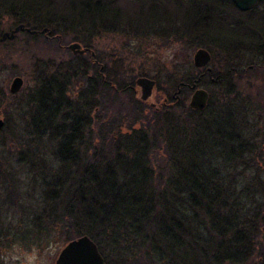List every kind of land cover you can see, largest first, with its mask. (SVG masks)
<instances>
[{"label":"trees","instance_id":"16d2710c","mask_svg":"<svg viewBox=\"0 0 264 264\" xmlns=\"http://www.w3.org/2000/svg\"><path fill=\"white\" fill-rule=\"evenodd\" d=\"M138 3L0 0V23L9 17L41 38L60 36L63 27L86 40L85 54L72 56L80 69L35 86L25 107L0 90V242L41 247L53 236L66 243L87 236L105 264H264V65L203 74L189 64L183 76L171 70L156 81L161 100L155 95L151 107L139 100L136 78L102 62L88 42L102 31L139 34L165 23L140 4L138 14L124 11ZM184 6L178 41L193 27L212 53L242 47L264 57L258 6ZM200 75L228 88L194 111L186 98ZM243 78L259 83L255 96L235 92ZM73 89L76 95L65 97ZM11 157L24 181L13 174Z\"/></svg>","mask_w":264,"mask_h":264},{"label":"rangeland","instance_id":"374dc122","mask_svg":"<svg viewBox=\"0 0 264 264\" xmlns=\"http://www.w3.org/2000/svg\"><path fill=\"white\" fill-rule=\"evenodd\" d=\"M185 1L181 0V4L178 3L175 7H170L167 4L168 0H139L140 3H138V8H135V11L131 8L126 9V7L124 11L130 14H138L140 4L148 17L160 18L165 23H154L155 25L150 26V28L142 29L143 31H140L139 34L133 29L126 31L124 28H122L121 33L116 30L102 31L101 35L88 42L91 43L102 62L108 63L114 68L121 66L136 79L146 77L154 80L155 83L157 80L164 81L163 77L171 70L183 76L188 72L189 64H192L194 52L199 48L206 49L200 46V42L196 39L198 34L193 30V27L187 34L190 37L184 36L182 38L180 36L182 41H178V31L179 27L182 26L181 20L185 10ZM38 5H40L39 2ZM257 11L264 12V1L257 7ZM139 16L145 17V14L142 13V16L140 14ZM13 23L14 21L9 17L2 19L0 36L19 26H15ZM57 29L60 36H51V33H48L43 34L44 36L41 38L20 31L12 40L0 43V58L5 63L0 65V90L5 89L9 93L11 81L15 77L22 78L23 86L16 95L24 107L26 106L25 100L32 94L35 86L48 81L57 83L58 80H61L63 73L70 75L69 72L73 66L80 69L81 60L72 57L77 54L68 50L67 47L78 44L83 49L86 41L85 36L75 35L63 27H57ZM212 48L214 53L206 49L211 55L207 68L214 69L219 73H224L228 68L244 70L251 65H264V57L257 58L255 53L242 47H235L228 52L223 49ZM89 53L94 55L93 50H90ZM201 70H203V74L206 72L205 69ZM235 83V92H240L243 95L250 93L252 97L256 95V92L252 90L254 86L259 85L256 80L252 82L248 78H243L237 79ZM198 88L204 89L208 92L209 97L212 95L214 100L218 99L217 101H219L222 92H225L228 87L224 88L223 85L211 86L204 79L198 83ZM76 90H68L65 97L73 98L76 95ZM192 92L190 90L186 98L188 107ZM155 95V102L159 104L161 98L158 97L156 90ZM0 118L3 119L1 114ZM250 133L248 132V134ZM46 145L50 147V151L56 149V145L51 144V142H46ZM15 160V157H11V163L13 162L15 167L13 174L24 181L26 177L24 169H20L15 164ZM65 245L66 242L63 241L62 237L57 238L56 236L43 243L41 247L22 245L19 242L1 241L0 264H28L30 258L33 260V264H54Z\"/></svg>","mask_w":264,"mask_h":264},{"label":"water","instance_id":"95a60500","mask_svg":"<svg viewBox=\"0 0 264 264\" xmlns=\"http://www.w3.org/2000/svg\"><path fill=\"white\" fill-rule=\"evenodd\" d=\"M237 10L241 12H248L253 10L263 0H230ZM25 31L31 34L29 29H25L22 25L15 27L8 33H3L0 36V43L6 40H12L14 36L20 32ZM74 54H84L85 50H80L78 44H72L68 47ZM94 55L91 54V57ZM210 53L204 49H197L192 56V66L197 69H205L206 72L211 73V69L207 68L210 61ZM202 76V75H201ZM201 77L196 79L191 85L192 95L189 101V108L194 111H202L206 108L209 94L204 89L198 88V83ZM23 86V80L20 77H15L9 85V93L16 95L20 92ZM135 86L138 89V98L140 101L147 103L154 99L155 86L154 80L146 77H139L135 81ZM150 103V102H149ZM154 107V103H150ZM5 122L0 118V131L4 128ZM54 264H105L104 259L99 252L96 244L87 236H81L77 239L71 240L61 249Z\"/></svg>","mask_w":264,"mask_h":264},{"label":"clouds","instance_id":"9594fccd","mask_svg":"<svg viewBox=\"0 0 264 264\" xmlns=\"http://www.w3.org/2000/svg\"><path fill=\"white\" fill-rule=\"evenodd\" d=\"M28 264H33V260L30 258Z\"/></svg>","mask_w":264,"mask_h":264},{"label":"flooded vegetation","instance_id":"af4514ba","mask_svg":"<svg viewBox=\"0 0 264 264\" xmlns=\"http://www.w3.org/2000/svg\"><path fill=\"white\" fill-rule=\"evenodd\" d=\"M79 47H80V46H79ZM67 48H68V47H67ZM68 50H69V49H68ZM80 50H85V49H84V48H83V49L80 48ZM84 54H85V52H84ZM77 55H78V54H77ZM79 55H80V54H79ZM82 55H83V54H82Z\"/></svg>","mask_w":264,"mask_h":264}]
</instances>
